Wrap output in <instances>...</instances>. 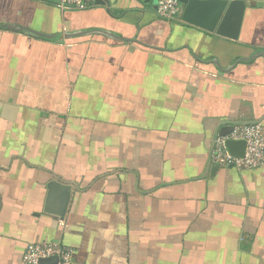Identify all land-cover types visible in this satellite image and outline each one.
Instances as JSON below:
<instances>
[{"label": "crops", "instance_id": "1", "mask_svg": "<svg viewBox=\"0 0 264 264\" xmlns=\"http://www.w3.org/2000/svg\"><path fill=\"white\" fill-rule=\"evenodd\" d=\"M243 1L231 40L180 2L0 0V264L40 242L69 264H264V166L210 161L221 127L264 130V0Z\"/></svg>", "mask_w": 264, "mask_h": 264}, {"label": "built area", "instance_id": "2", "mask_svg": "<svg viewBox=\"0 0 264 264\" xmlns=\"http://www.w3.org/2000/svg\"><path fill=\"white\" fill-rule=\"evenodd\" d=\"M62 9L83 10L92 0H54ZM158 15L164 19H177L181 14L178 0H158ZM244 141L243 157H234L226 149V140ZM213 165L222 168H232L239 172L252 171L264 166V130L260 123L237 125L225 135H217L210 154ZM72 250L60 243L40 242L27 246L22 256L23 264H43L41 260L56 258L54 264H69L72 260Z\"/></svg>", "mask_w": 264, "mask_h": 264}, {"label": "water", "instance_id": "3", "mask_svg": "<svg viewBox=\"0 0 264 264\" xmlns=\"http://www.w3.org/2000/svg\"><path fill=\"white\" fill-rule=\"evenodd\" d=\"M184 5L182 21L215 35L237 40L246 8L243 0H178ZM4 27L13 29L11 26ZM41 36V35H40ZM264 56V53H262ZM233 125L219 129L218 135L225 136L233 130ZM225 146L229 154L243 157L244 141L226 140ZM43 211L47 214L63 218L70 201L71 185L59 180H51L47 186ZM56 258L41 260L43 264H54Z\"/></svg>", "mask_w": 264, "mask_h": 264}]
</instances>
